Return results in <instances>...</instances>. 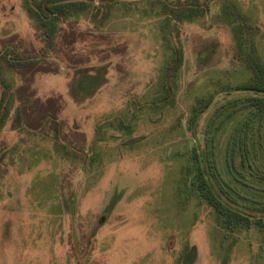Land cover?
I'll return each instance as SVG.
<instances>
[{
    "label": "rangeland",
    "instance_id": "1",
    "mask_svg": "<svg viewBox=\"0 0 264 264\" xmlns=\"http://www.w3.org/2000/svg\"><path fill=\"white\" fill-rule=\"evenodd\" d=\"M83 1L93 12L58 24L49 43L27 0H0V46L33 59L19 68L0 61L14 102L0 122V264H264L263 235L225 238L192 195L193 178L185 180L197 141L187 130L190 109L244 80L234 76L230 30L214 22L220 5L204 4V18L181 26L174 106L153 109L166 65L161 20L146 16L153 8L142 0L111 10L105 0ZM236 2L264 33V0ZM243 96L218 94L198 137L221 103ZM263 170L254 167L250 179L261 191L257 211Z\"/></svg>",
    "mask_w": 264,
    "mask_h": 264
},
{
    "label": "trees",
    "instance_id": "2",
    "mask_svg": "<svg viewBox=\"0 0 264 264\" xmlns=\"http://www.w3.org/2000/svg\"><path fill=\"white\" fill-rule=\"evenodd\" d=\"M27 1L31 17L38 21L43 38L49 43L54 40L58 24L64 23L70 17L74 18L80 12L88 13L94 10V5L83 0H42L37 3L38 6L35 0ZM210 1L220 5L214 22L227 27L233 37L234 60L237 62L234 76L243 77L244 80L235 86L228 84L221 87V90H216L209 98L198 100L190 109L187 130L200 142L194 143L191 165L187 167L189 173L185 180L193 178L191 185L195 191L192 195L200 203L210 207L215 216L216 227L225 238L235 237L252 229H257L264 237V208L256 210L262 203L257 197L258 189L250 184L254 167L263 170L261 160L264 159V33L257 26V16L243 10L237 0H178L177 4H170L165 0L136 1L139 4L149 3L154 14L146 13V16L161 20L160 37L166 52V65L160 68L161 75L151 108L174 106L175 78L184 65L180 28L183 24L204 18L207 11L204 7L209 5ZM103 3L106 9L111 10L114 5L120 4V0H105ZM123 6L128 7L131 4L125 3ZM99 12L98 8L93 18ZM0 61L2 66L7 68L33 64L32 58L22 56L9 44L1 47ZM0 88L3 93L0 122L4 123L12 112L14 102L6 90L9 88L4 79L0 80ZM232 91L247 93L249 96L221 103L208 118L202 136L198 137L199 120L207 106L218 94H229ZM219 167L223 173H218ZM259 178L264 181V170ZM247 203L253 207L250 213L240 208ZM234 241H238V238L235 237ZM187 251L189 252L188 247Z\"/></svg>",
    "mask_w": 264,
    "mask_h": 264
},
{
    "label": "water",
    "instance_id": "3",
    "mask_svg": "<svg viewBox=\"0 0 264 264\" xmlns=\"http://www.w3.org/2000/svg\"><path fill=\"white\" fill-rule=\"evenodd\" d=\"M0 54H1V47H0ZM2 96H3V93H2V90H1V88H0V102H1V100H2Z\"/></svg>",
    "mask_w": 264,
    "mask_h": 264
},
{
    "label": "flooded vegetation",
    "instance_id": "4",
    "mask_svg": "<svg viewBox=\"0 0 264 264\" xmlns=\"http://www.w3.org/2000/svg\"><path fill=\"white\" fill-rule=\"evenodd\" d=\"M1 47V46H0Z\"/></svg>",
    "mask_w": 264,
    "mask_h": 264
}]
</instances>
